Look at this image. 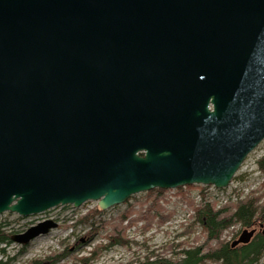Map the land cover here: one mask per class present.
I'll return each instance as SVG.
<instances>
[{
  "label": "water",
  "instance_id": "95a60500",
  "mask_svg": "<svg viewBox=\"0 0 264 264\" xmlns=\"http://www.w3.org/2000/svg\"><path fill=\"white\" fill-rule=\"evenodd\" d=\"M263 140L264 0H0V216L226 189Z\"/></svg>",
  "mask_w": 264,
  "mask_h": 264
},
{
  "label": "rangeland",
  "instance_id": "374dc122",
  "mask_svg": "<svg viewBox=\"0 0 264 264\" xmlns=\"http://www.w3.org/2000/svg\"><path fill=\"white\" fill-rule=\"evenodd\" d=\"M263 158L264 140L248 156L231 185L223 190L197 185L164 191L160 196L156 190H163L156 189L135 195L126 203L106 211L99 208L98 202H88L80 208L73 205L59 206L46 213L26 218L10 212L4 213L0 216V233L9 235L10 242H0V261L5 264H31L51 253L70 249L71 255L58 264H79L75 259L88 257L98 244L106 246L109 243L107 237L113 231L114 225L120 224L122 216L128 212L132 215L122 224L128 227L126 238L130 247L116 244L111 250L103 252L92 264H140L146 258L150 262L179 259L183 250L198 248L206 243V234L197 220L196 210L205 206L219 210L256 198H260L258 205L264 204V173L258 167V162ZM139 212L145 215L129 226V221L136 218ZM84 219L86 221L82 222ZM46 220L56 221L58 227L28 246L12 241L13 235L24 233ZM245 229L242 224L232 225L224 231L220 243L231 245ZM256 229L258 233L264 234L263 220H260ZM91 234L94 238H91ZM89 239L92 244L87 245ZM64 241L65 244H62ZM217 244V241H213L210 247L215 248ZM23 248L26 249L22 251ZM258 264H264V252Z\"/></svg>",
  "mask_w": 264,
  "mask_h": 264
},
{
  "label": "trees",
  "instance_id": "16d2710c",
  "mask_svg": "<svg viewBox=\"0 0 264 264\" xmlns=\"http://www.w3.org/2000/svg\"><path fill=\"white\" fill-rule=\"evenodd\" d=\"M259 170L264 173V158L258 162ZM161 196L164 191H157ZM258 200L247 199L240 202L237 206H225L219 210L215 207L205 206L200 210H196L197 220L202 225L206 234V243L201 247L183 250L180 253V258L175 260L160 259L151 261L146 258L145 262L140 264H204L206 262H216L219 264H258L264 252V234L258 233L257 227L260 220L264 221V204L258 205ZM135 212V211H134ZM132 214L128 212L122 216L121 223L113 227V231L108 235L109 243L106 246L98 244L93 248L88 257L75 259L79 264H92L96 261L103 252L111 250L116 244L130 247V242L126 238L127 226H123V221L129 218ZM145 214L138 213L136 218L129 221V226L137 222ZM84 219L82 222H85ZM242 224L245 230H255V234L249 244H232L220 243V238L225 230L232 225ZM256 227V228H255ZM91 238L94 236L91 234ZM92 240L89 239L88 242ZM217 241L219 244L215 248L210 247V243ZM0 242L9 243L10 236L0 233ZM65 244V241L62 243ZM26 248H23L24 251ZM71 255L70 249H65L60 253H51L44 259L34 260L31 264H58ZM0 264H5L0 261Z\"/></svg>",
  "mask_w": 264,
  "mask_h": 264
},
{
  "label": "bare ground",
  "instance_id": "6f19581e",
  "mask_svg": "<svg viewBox=\"0 0 264 264\" xmlns=\"http://www.w3.org/2000/svg\"><path fill=\"white\" fill-rule=\"evenodd\" d=\"M86 243H87V245H90V244H92V242H88V241H87ZM96 246H97V245H96Z\"/></svg>",
  "mask_w": 264,
  "mask_h": 264
}]
</instances>
